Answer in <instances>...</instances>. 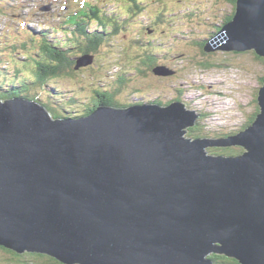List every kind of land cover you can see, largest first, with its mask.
Segmentation results:
<instances>
[{
	"label": "water",
	"instance_id": "obj_1",
	"mask_svg": "<svg viewBox=\"0 0 264 264\" xmlns=\"http://www.w3.org/2000/svg\"><path fill=\"white\" fill-rule=\"evenodd\" d=\"M206 51L264 58V0H237ZM258 104L239 133L193 139L200 115L180 101L55 118L1 99L0 246L65 264H264V80ZM234 146L244 153L208 150Z\"/></svg>",
	"mask_w": 264,
	"mask_h": 264
},
{
	"label": "trees",
	"instance_id": "obj_2",
	"mask_svg": "<svg viewBox=\"0 0 264 264\" xmlns=\"http://www.w3.org/2000/svg\"><path fill=\"white\" fill-rule=\"evenodd\" d=\"M71 1L68 7H63V19L57 23V26L50 24L47 29L45 27L42 31L24 27L26 38L21 37L22 32L17 35L7 34L12 43L5 44L6 47L9 46L8 51L10 53L0 52V100L12 98L36 100L46 106L56 118H77L90 115L99 106L126 108L140 103L169 105L170 101L165 98L163 90L159 88L152 87L151 90L147 91V93L151 91L155 94L153 95L155 98L151 101H131L130 96L132 94L127 96L125 93H136L144 96L146 93H143L144 90L141 85L130 87L131 83L141 81L139 79L148 80L151 77L148 71H152L153 75L157 76L154 69L163 62L161 56L167 57L169 60L174 57L171 51L172 48H161L167 42L165 39L172 35L161 36L166 33L164 32L166 29L160 31L157 35H154V33L160 25L166 28H175V24L181 19L180 13H178L180 8L177 9L176 5H172L171 0H153L158 4L152 5L147 0H116L117 3L115 4L112 0ZM73 1H77L75 4H78V6L81 4V6L69 11L67 8L72 7ZM236 1L228 0L232 8H229L230 14H225L224 24L232 21ZM52 2H56V0ZM112 6H115V8L112 9ZM26 7L23 0H0V11L4 12L2 16L8 19L9 22L22 27L34 14ZM220 29L221 27L216 30L217 32L212 37ZM132 32H136L137 35L127 38V35ZM178 33L180 32L178 31ZM60 34H63V37ZM124 34L126 35L125 43L128 44V48L134 45V47L142 49L138 58H133L134 60L130 62L132 53H127L126 57L129 61L127 60L128 62H125L123 66H121L120 60H110L104 63L106 58L102 55L105 54L103 49L113 47L114 43L121 40ZM188 35H191V33H185V36ZM201 37L198 36V39ZM198 39L194 43L196 44L195 47L199 49L193 59H188L184 53L180 54H184L187 60L199 67L210 69L213 64L206 61V57L214 55V52L217 51H206L210 39L208 41H199ZM158 42L160 47L157 45ZM126 45L123 46L124 49ZM253 54L264 64V58L258 57L255 52ZM85 56L92 57V64L77 68L78 60ZM104 64L107 66L105 67ZM128 64L129 66H127ZM119 68L120 71L116 74L113 73L114 80H104L98 76L103 69H110L111 72H114ZM85 69H88L86 72L93 73L96 81L102 83L97 85L92 79L87 85H80L78 80L81 79V76H84L82 71ZM171 72L173 73L169 76L174 77L176 71L172 69ZM63 80H70L72 88L68 87L69 89H66L65 84L62 83ZM108 81V87L103 90V84ZM169 90L172 91V89ZM173 90L179 95L175 100L180 101L182 90L180 88H174ZM42 94L48 98L50 105L42 102L40 99ZM259 112L260 107L250 118V121L245 124L244 129L254 123ZM200 121L195 127L190 128L189 137L193 139H211L208 132L196 133V130H199L197 126H199ZM229 136L231 135L224 134L221 138ZM209 151L220 155H241L244 153L242 147L236 146L222 147L221 149L211 148ZM0 248L11 254V259L17 264H65L45 254H19L2 246ZM210 258L218 264H240L238 260L228 258L225 255L214 254Z\"/></svg>",
	"mask_w": 264,
	"mask_h": 264
},
{
	"label": "rangeland",
	"instance_id": "obj_3",
	"mask_svg": "<svg viewBox=\"0 0 264 264\" xmlns=\"http://www.w3.org/2000/svg\"><path fill=\"white\" fill-rule=\"evenodd\" d=\"M29 1L33 3V1L38 0H23V4L27 3L26 6L28 7L29 5L32 9L34 8V3L32 5ZM52 1L54 0H44L38 4L33 9V19L29 18L30 20L28 19V22L23 27L9 22L8 19L2 16L4 12L0 11V52L4 54L10 53L8 51L9 46H5L6 43H12L7 34L11 35L12 33L17 35L19 32H22L21 37L26 38L24 27L42 31L45 27L47 29L50 24L57 26V23L63 19V7H68L69 2L72 1ZM148 1L150 5L158 4L157 2H153V0ZM76 2L73 1L72 7L67 9L70 11L73 8L80 7L81 4L78 6V4H75ZM112 2L114 4L117 3L116 0H112ZM170 2L172 5H176L177 9H181L178 11L181 19L179 22L177 21L175 28H166L160 25L154 35H157V33H160L164 29H166L164 31L166 33H163L161 36L172 35L171 37L168 36V39H165L167 42L161 48H172L171 51L174 57H172V60H169L167 57L161 56V61L163 62L159 66L172 68L176 71V75L174 77L165 76L159 78L153 75L152 71H148V74L151 76L148 80L139 79L141 81L134 84L131 83L130 85V87L141 85V88L144 90L143 93L146 94L141 96V94L137 95L136 93H125V95L129 96L128 94H132L130 96L131 101H151L155 98L153 96L155 94L151 91L147 93V91L154 87L162 89L165 98L172 103L179 101L175 100L179 95L173 89L180 88L183 92L180 101L185 103L188 109L200 113L199 119L201 121L199 122V126H197L199 130H196V133L202 131L208 132L209 137L212 139H219L224 134L234 135L239 133L244 130L245 124L250 121V118L259 109L258 95L263 85L264 64L258 60L253 52L235 54L234 52L222 51L214 52V55L206 57V61L213 64V67L210 69H203L197 64L190 62L186 59V56L188 59H193L199 49L195 47L194 41L198 39V36H202L198 39L199 41H208L217 32L216 30L227 24H224L225 14H230L229 8L231 9L232 7L228 0H171ZM44 7L46 9L43 11ZM113 8L115 6H112ZM185 33H191V35L185 36ZM135 34L137 35L136 32H132L130 35H127V38ZM60 35L63 37V34ZM123 38L115 42L113 47L110 46L107 49H103V53L106 54H102L106 58L104 63L110 60H120L121 66H123L125 62L129 61L126 57L127 53H132V55L130 54L132 56L130 62L138 58L142 49H138L134 45L128 48V44L126 45L125 43V34ZM125 45L124 49L123 46ZM157 45L160 47L159 42ZM180 53H184L186 56ZM104 66L106 67L107 65L104 64ZM87 70L82 71L84 76H81V79L78 80L80 85H87L92 79L97 85L102 83L96 81L93 73L86 72ZM145 70L147 71V69ZM118 71H120V68L114 70V72H111L110 69H103L98 76L100 79L114 80L113 73L116 74ZM62 83L63 85L65 84L66 89H69L68 87L72 88L70 80H63ZM108 83L109 81L103 84V90L108 87ZM168 88L172 89V91ZM40 99L42 102L50 105L48 98L44 94H42ZM189 133H187L188 137ZM211 154L220 155L218 153ZM11 257V254L0 248V264H17L13 262Z\"/></svg>",
	"mask_w": 264,
	"mask_h": 264
},
{
	"label": "bare ground",
	"instance_id": "obj_4",
	"mask_svg": "<svg viewBox=\"0 0 264 264\" xmlns=\"http://www.w3.org/2000/svg\"><path fill=\"white\" fill-rule=\"evenodd\" d=\"M33 19V18H32ZM30 36V35H29ZM37 37V36H36ZM31 38V37H30ZM214 255V254H213Z\"/></svg>",
	"mask_w": 264,
	"mask_h": 264
}]
</instances>
